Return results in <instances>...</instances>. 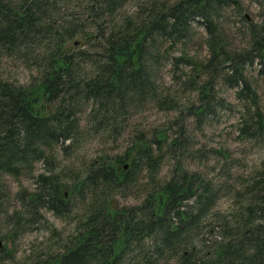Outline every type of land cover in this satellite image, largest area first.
Wrapping results in <instances>:
<instances>
[{
	"label": "trees",
	"instance_id": "16d2710c",
	"mask_svg": "<svg viewBox=\"0 0 264 264\" xmlns=\"http://www.w3.org/2000/svg\"><path fill=\"white\" fill-rule=\"evenodd\" d=\"M248 1L252 19L243 0H0V239L14 242L47 212L70 225L20 258L4 244L0 264H264V156L245 176L211 148L226 180L183 163L202 156L189 127L232 107L216 95L220 84L239 101L237 140L264 146V0ZM227 15L237 21L226 26ZM197 24L203 57L180 49ZM147 106L174 120L106 149ZM92 139L101 149L79 170L62 163ZM24 172L31 187L12 199L6 178ZM222 193L232 198L225 211Z\"/></svg>",
	"mask_w": 264,
	"mask_h": 264
},
{
	"label": "rangeland",
	"instance_id": "374dc122",
	"mask_svg": "<svg viewBox=\"0 0 264 264\" xmlns=\"http://www.w3.org/2000/svg\"><path fill=\"white\" fill-rule=\"evenodd\" d=\"M243 1L245 6L244 14L246 17L252 19L253 15H255L257 11V5L256 3H251L248 0ZM125 9H127V6L124 7V10ZM223 20L226 26H230L233 22L237 21L234 17L229 15L224 16ZM203 33L202 27L199 24L195 25L190 42H188L185 46H180V49L182 50V48H184L190 56L203 57V55H205ZM233 38V43L236 47L242 48L247 43V39L241 37L240 34L233 35ZM9 68L11 70L10 74L13 77L16 75L20 81H26L21 68H16L13 65H11ZM168 68L169 67L166 64H163V66L160 68V79L162 80L163 84H168L169 82L168 75L170 74L168 72ZM256 70L257 67L255 68V65H253L247 71L248 76L250 78L255 77ZM216 95L223 97L228 104L232 105V107L227 109H216L215 115L211 118L208 116L209 118L207 117L208 119H205V121L201 123L200 129H197L193 125L189 127L187 139L189 146L192 145L191 151L196 153L202 151V156H200V159H185L183 162L184 166L190 170L200 172L207 178L217 179L220 177L224 180V175H220V171H222L220 168L224 164V161L214 158V155L210 151L211 148H221L224 150V152L229 154L230 159L234 160L232 165L229 166L230 171L232 173H239L248 176V173L251 174L250 172L257 168L260 159L263 158L264 146H255L251 143H245L237 140L236 123L237 119H239V101L234 95V89L227 87L226 84H220L217 87ZM173 117V112H162L158 111L153 106H147L145 109H143V111L133 114V117L129 123L130 127L118 139L116 144L107 143L104 145V147L113 152H120L125 147L127 139H130V137L135 132L141 130L151 133L156 129L162 128L167 121H173ZM175 128L176 127H172L171 132H173ZM99 149L101 148L97 140H89L83 144L81 149L74 150L71 157L65 158L62 163H65V165L68 166L70 165V167H72L75 171L79 170L85 162L87 156L93 152H97ZM59 160L62 161V158ZM37 169H41L40 165ZM171 169L172 162L166 157L164 163L161 165L160 175L164 178L169 177ZM25 174V172L21 173L17 179H13L11 177L6 178V188L9 191L11 197L19 187L27 189L31 187V179ZM232 182V180H230V182L228 181L230 184H233ZM133 197L134 195L131 194L124 199L117 200L119 204H122L123 202L127 204L135 201ZM231 202V194L222 193L221 196L219 195L216 206L219 210L225 211V208ZM9 205H11V203ZM45 217L47 218V222L40 221L39 223H36L31 227V230L26 232L24 231L23 234L16 238L14 242H12L13 244L9 243L5 239H0V247L5 244L7 249L15 251V256L20 258L25 256L30 248L35 246L41 247V245L50 243V240L52 239L50 237V233L52 231L58 230V232L63 236H65L70 231L69 224L60 219L54 218L50 212L45 213Z\"/></svg>",
	"mask_w": 264,
	"mask_h": 264
}]
</instances>
